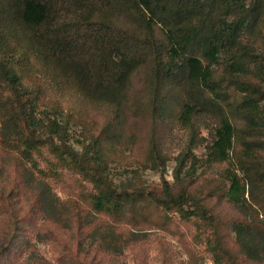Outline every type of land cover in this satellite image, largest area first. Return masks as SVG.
I'll list each match as a JSON object with an SVG mask.
<instances>
[{"label":"rangeland","instance_id":"1","mask_svg":"<svg viewBox=\"0 0 264 264\" xmlns=\"http://www.w3.org/2000/svg\"><path fill=\"white\" fill-rule=\"evenodd\" d=\"M17 8L16 0H0L1 14L11 29L10 39L0 44V60L21 74L26 95H38L43 122L56 120L65 132L64 140L77 153L95 137H105V133L115 137L106 171L118 191L130 198L121 214L95 212L91 206L95 186L79 167L59 159L46 145L33 151L34 162H24L15 149L0 141V264H230L204 220L191 214L183 217L179 208L159 201L160 172L148 158L152 139L166 160L164 177L172 191L185 188L208 208L235 264H264V254L255 260L241 250L232 228L235 221L252 219L228 202L227 171L236 173L240 189L244 188V202L252 224L263 232L260 245L264 246V125L245 131L247 122L238 104L244 93L231 84L228 61L221 58L215 67L221 95L210 97L219 107L206 111L193 105L188 124L179 118L183 103L189 100L185 88L156 84L149 63L132 72L120 106H111L82 94L73 77L36 48L37 41L27 42ZM111 19L126 30L151 37L166 59L163 22L155 20L148 30L129 16ZM244 41L263 52L264 23ZM245 78L264 105V74L251 69ZM9 94L0 80V98ZM164 98L167 105L160 113L157 109ZM3 116L0 112V124ZM223 116L235 127L233 146L226 160L212 161L209 146ZM52 137L60 143L57 133ZM191 137L196 142L192 148L195 161L185 159L181 179L176 181L174 169ZM24 166L45 184L46 191L22 181ZM110 230L119 236L116 248L100 244L94 234Z\"/></svg>","mask_w":264,"mask_h":264},{"label":"trees","instance_id":"2","mask_svg":"<svg viewBox=\"0 0 264 264\" xmlns=\"http://www.w3.org/2000/svg\"><path fill=\"white\" fill-rule=\"evenodd\" d=\"M16 5L20 30L28 33L27 42L33 44L32 41H37L36 48L52 65L72 76L80 92L91 100L120 106L132 72L149 63L156 84L162 88L163 85L185 88L189 102L183 103L179 118L188 124L193 105L206 111L219 107L210 96L221 95L216 86L215 67L224 58L228 61L227 74L231 84L244 93L238 104L243 108L247 122L245 131L257 130L259 125H264V105L260 104V97L245 78L251 69L264 74V49L259 53L244 41L248 34L264 23V0H16ZM2 12L0 9V44L10 39L11 31ZM111 16L138 19L148 30L155 20L163 22L168 44L164 50L166 59L151 37L122 28ZM20 79L21 74L13 66L0 60V80L10 92L0 98V112L4 115L0 124L3 145L15 149L19 158L28 163L34 162L33 151L46 145L59 159L79 167L95 186L96 192L91 196L95 212L109 216L123 213L130 195L118 191L106 171L109 151L116 145L115 137L111 133L95 137L81 153H77L64 140L65 132L56 120L43 122L38 111L41 104L38 95L28 97ZM165 99L159 103L157 111L160 113L165 111ZM45 130L50 135H46ZM54 133L59 135V144L52 137ZM234 137L233 123L223 116L214 129V139L209 146L210 159L226 160ZM194 145L195 138L191 137L174 169L176 181L181 179L185 159L195 161ZM148 158L151 166L160 172L159 201L176 206L183 217L191 214L204 220L212 231L215 245L230 264H235L219 239L208 208L185 188L172 191L164 177L166 160L154 139L149 144ZM226 178L229 182L228 202L239 212L248 213L253 220L244 202V188L240 189L237 174L227 171ZM22 181L29 185L34 183L45 191L48 189L25 166L22 168ZM184 206L189 209H184ZM252 220L235 221L232 228L241 250L249 258L259 260L264 254V246L260 245L263 232L252 224ZM94 234L98 235L100 244L117 247L119 236L115 231L110 230L108 234L94 231Z\"/></svg>","mask_w":264,"mask_h":264}]
</instances>
